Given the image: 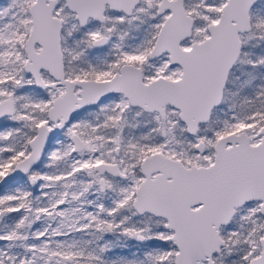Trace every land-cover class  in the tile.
<instances>
[{
    "label": "snow or ice",
    "instance_id": "6c2138e0",
    "mask_svg": "<svg viewBox=\"0 0 264 264\" xmlns=\"http://www.w3.org/2000/svg\"><path fill=\"white\" fill-rule=\"evenodd\" d=\"M0 264H264V0H0Z\"/></svg>",
    "mask_w": 264,
    "mask_h": 264
}]
</instances>
